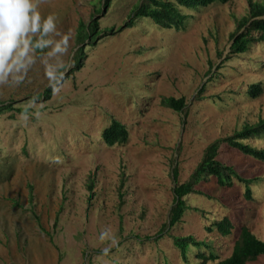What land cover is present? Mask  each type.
I'll return each instance as SVG.
<instances>
[{"label": "rangeland", "instance_id": "374dc122", "mask_svg": "<svg viewBox=\"0 0 264 264\" xmlns=\"http://www.w3.org/2000/svg\"><path fill=\"white\" fill-rule=\"evenodd\" d=\"M141 2L37 0L41 16L57 20L59 35L49 38L70 37L58 58L67 70L50 80L46 66L57 58L38 49L21 83L0 84V103L13 107L0 114V264H200V253L223 261L240 226L264 242V163L225 146L217 160L252 181L251 198L245 185L223 189L211 177L168 228L173 189L189 180L206 149L264 119V44L230 52L248 0L181 10L178 31L142 18L129 26ZM92 18L100 33L77 69L75 29ZM252 85L262 90L256 98L248 95ZM162 98H183L186 108L164 109ZM26 107L24 122L16 111ZM112 121L128 132L124 146L101 139ZM244 143L264 150V138ZM223 219L233 225L228 238L207 231ZM106 229L114 244L99 239ZM187 237L208 248H189L184 262L173 238Z\"/></svg>", "mask_w": 264, "mask_h": 264}, {"label": "trees", "instance_id": "16d2710c", "mask_svg": "<svg viewBox=\"0 0 264 264\" xmlns=\"http://www.w3.org/2000/svg\"><path fill=\"white\" fill-rule=\"evenodd\" d=\"M111 0H104L105 7L110 4ZM233 0H142V2L133 11L130 18L129 26H133L136 20L142 18L153 22V24L162 29L180 30L186 20V16L182 15L181 10H194L199 8H207L213 4L226 5ZM236 32L231 36L230 52L234 54H243L247 52L250 45L255 43L264 44V0L254 1L248 0V15L237 25ZM99 23L92 18L88 25L79 22L75 33V44L79 47L76 68L79 69L81 60L84 58V50L86 47L94 46L99 36ZM257 34L255 39L252 34ZM104 36L112 35L113 30L104 31ZM219 70V69H217ZM211 74V71H210ZM51 88H48L42 94V97L48 101L51 97ZM262 93L259 85L249 87L248 95L256 98ZM160 106L164 109L181 113L185 108V100L162 98ZM11 104L0 103V114L9 112L12 109ZM25 110H17L22 114ZM101 139L108 147L124 146L128 141V132L126 128L116 121H112L101 135ZM264 138V119L259 120L255 125L245 126L241 131L236 132L232 137L216 141L210 145L203 156L200 164L195 169L189 180L173 189L174 205L171 210L168 228H173L182 219L186 209L184 199L192 194H200L195 188L201 182L209 178L216 181L218 187L223 189H231L235 183L245 185V199H250L249 185L252 181L242 179L234 167L223 165L217 160L222 146L233 149L245 157H251L258 162L264 163V150H258L245 144L244 142L251 139ZM177 173L173 172L174 179ZM30 190L31 187H30ZM233 230V225L228 219L214 223L212 227L207 228L208 232L216 231L219 236L228 238ZM174 247L179 250L184 262H187V254L189 248L199 249L201 247L208 248L204 244L197 243L193 237L173 238ZM264 256V242L258 240L247 227L240 226L237 239L233 243L230 256L219 261L217 257L210 253L208 256L204 254L197 255L200 264H206L208 261L214 264H253L260 257Z\"/></svg>", "mask_w": 264, "mask_h": 264}, {"label": "clouds", "instance_id": "9594fccd", "mask_svg": "<svg viewBox=\"0 0 264 264\" xmlns=\"http://www.w3.org/2000/svg\"><path fill=\"white\" fill-rule=\"evenodd\" d=\"M56 22L54 14L41 16L37 0H0V84L8 83L10 78L16 84L21 83L35 63L36 51L45 48H50V58H57L55 64L46 66V75L50 80L57 75L60 80L63 79L59 70L63 68L66 71L67 67L58 58L67 53L70 37L63 35L59 40L49 38L50 34L59 35ZM35 115L39 117L40 113ZM21 119L28 121L27 107ZM99 239H109L113 244L116 242L115 235L107 229L101 232Z\"/></svg>", "mask_w": 264, "mask_h": 264}]
</instances>
